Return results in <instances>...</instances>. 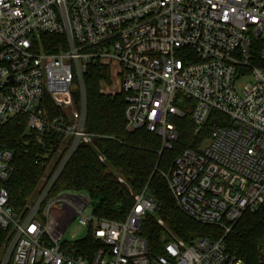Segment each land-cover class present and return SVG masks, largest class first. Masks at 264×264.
I'll return each instance as SVG.
<instances>
[{
    "label": "built area",
    "instance_id": "2783aa9c",
    "mask_svg": "<svg viewBox=\"0 0 264 264\" xmlns=\"http://www.w3.org/2000/svg\"><path fill=\"white\" fill-rule=\"evenodd\" d=\"M44 36L63 41L53 46ZM259 39L264 0H0V126L24 115L39 144L47 133L64 137L37 199L22 214L10 207L3 186L13 154L0 149V228L9 234L0 264H243L224 252L222 240L188 244L173 237L162 254H151L139 235L144 216L156 210L145 192L134 195L123 222L95 217L86 195L50 193L78 147L93 145L85 76L99 62L120 79L126 128L155 134L161 152L177 142L175 121L187 113L196 134L212 113L220 115L210 138L184 150L163 177L188 217L227 235L245 213L264 206ZM241 79L249 81L237 90ZM47 100L60 115L47 111ZM67 214L73 217L62 224ZM75 220L98 243L90 257L76 254L74 238L63 239Z\"/></svg>",
    "mask_w": 264,
    "mask_h": 264
},
{
    "label": "trees",
    "instance_id": "16d2710c",
    "mask_svg": "<svg viewBox=\"0 0 264 264\" xmlns=\"http://www.w3.org/2000/svg\"><path fill=\"white\" fill-rule=\"evenodd\" d=\"M43 39L53 46L63 41L57 36ZM263 47L264 40L255 42L256 52ZM57 51L56 48L47 50L48 53ZM109 77V68L99 62L88 68L86 130L94 136L93 145L78 147L50 196L86 195L95 217L123 222L134 207V195L145 192L156 203V210L144 216L139 235L151 254H162L164 242L173 237L188 244L199 239L222 240L224 252L230 258L243 264H264V206L245 213L226 235L220 226L200 224L188 217L177 205L163 177L172 170L175 159L184 150H197L210 138L213 124L220 115L212 113L206 126L196 134L187 113L175 121L179 139L172 149L161 152L162 142L155 134L145 128L133 131L126 128L125 95L112 97L102 93ZM46 109L51 114H61L49 100ZM43 140L44 145L38 143V134L28 128V118L24 115L12 117L0 126V149L13 154L12 175L3 186L9 194V205L17 214H22L34 201L64 137L47 133ZM100 156L105 157L104 163L99 160ZM8 237V231L0 228V256ZM71 247L78 256L90 257L98 243L89 230L85 238L74 241Z\"/></svg>",
    "mask_w": 264,
    "mask_h": 264
},
{
    "label": "rangeland",
    "instance_id": "374dc122",
    "mask_svg": "<svg viewBox=\"0 0 264 264\" xmlns=\"http://www.w3.org/2000/svg\"><path fill=\"white\" fill-rule=\"evenodd\" d=\"M109 68V67H108ZM110 70V77H109V81L107 83H104L103 87H102V93L106 94V95H110L112 97H115L116 95H120V79L119 77H117L114 73H112L111 67L109 68ZM249 79H241L238 84H237V90H240L241 87H243V85H245L246 83H248ZM56 156L52 161V165L49 168V170H51L55 164L56 161ZM42 184V182H41ZM41 184L39 185V189L41 187ZM39 189L37 190V193L35 195V199H37L38 197V193H39ZM86 215H90L91 214V208H87L85 211ZM73 217L72 214H67L63 220H62V224H66L71 218ZM169 234L170 231H168ZM88 234V230L84 227H81L77 220H75L72 224H70L68 226V228L66 229L64 235H63V239L66 241H72L73 238L75 240H80L83 239L87 236ZM172 235V234H171ZM74 241V240H73ZM1 258V256H0ZM1 261V260H0Z\"/></svg>",
    "mask_w": 264,
    "mask_h": 264
}]
</instances>
